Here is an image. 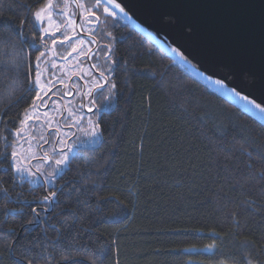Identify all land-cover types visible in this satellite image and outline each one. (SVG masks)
<instances>
[{
    "label": "trees",
    "instance_id": "obj_1",
    "mask_svg": "<svg viewBox=\"0 0 264 264\" xmlns=\"http://www.w3.org/2000/svg\"><path fill=\"white\" fill-rule=\"evenodd\" d=\"M43 2L0 0V264H45L49 254L50 264L67 255L90 264L99 250L103 264H264V180L247 166L261 167L264 118L122 14L96 24L102 40L105 28L113 35L105 68L116 88L95 145L77 150L50 186L15 173L10 154L44 51L29 13ZM51 191L57 197L43 201Z\"/></svg>",
    "mask_w": 264,
    "mask_h": 264
},
{
    "label": "water",
    "instance_id": "obj_2",
    "mask_svg": "<svg viewBox=\"0 0 264 264\" xmlns=\"http://www.w3.org/2000/svg\"><path fill=\"white\" fill-rule=\"evenodd\" d=\"M122 3L126 19L140 31L264 118V112L243 99L248 96L264 104V0H122ZM76 15L78 23L81 16L78 8ZM185 25H190L191 30ZM174 49L183 53L186 60ZM217 80H224V84H217ZM14 171L18 173L15 167Z\"/></svg>",
    "mask_w": 264,
    "mask_h": 264
},
{
    "label": "rangeland",
    "instance_id": "obj_3",
    "mask_svg": "<svg viewBox=\"0 0 264 264\" xmlns=\"http://www.w3.org/2000/svg\"><path fill=\"white\" fill-rule=\"evenodd\" d=\"M83 3L86 7L91 8V4L94 3V0H84ZM61 7L63 8V4H61ZM77 7L75 3H70L67 7L65 13L63 15L57 13L54 15V21L55 24L53 25L51 31L55 32V38H57V43L55 45L52 44L53 36L51 35H45L43 32V42H42V48L44 49L43 52L46 53V56L42 59V63L40 65L39 70L43 73L42 76V82L47 83L49 80L52 81V84L55 85L56 77H62L63 73L67 74L70 70V65L73 61H75V58L82 57L84 55L80 54L81 49L84 53L87 52V50L90 48L88 39L89 35L92 32V29L97 23L89 24L87 21V18L83 14V10L80 9V20L77 23ZM97 15L101 17V29L105 27L104 22V15L102 14V9L97 10ZM110 19V18H109ZM100 21V20H99ZM99 23V22H98ZM95 24V25H94ZM56 25L60 27V31H56ZM47 23H45L44 27H47ZM101 31V30H100ZM107 33H111V31L104 29ZM102 32V31H101ZM105 34L106 37L103 39L106 46L113 47V35L111 33V36L108 34ZM69 36L70 40H64L63 43H60V40H63L64 35ZM112 37V38H111ZM83 40L85 43L81 44L80 41ZM45 41L47 42L45 44ZM76 47L77 51H75V54H72V48ZM107 48V47H106ZM69 53H71V57H69ZM79 60V59H78ZM108 76L111 79V76L113 74V68L112 65H108ZM113 82L111 81L108 91V96H110L109 103H107L106 108L110 109L114 101L115 96V90L111 89V85ZM233 96V95H231ZM234 97V96H233ZM236 98V97H235ZM237 99V98H236ZM238 100V99H237ZM38 102V101H37ZM61 113V106L57 103L54 104L50 109H47L46 111H41L39 108V105L37 104V111L32 112L31 109L29 110V114L32 116V119H30L26 124L25 128L24 126V137L26 138V141H22L20 144H17L15 146V149L18 153L24 157L22 159L21 163L25 167H30L33 172H36L37 168L40 167V172H37L35 176H30L27 172L19 173L18 174L25 180L31 181L33 184H39L41 180H45L44 175L41 173H48L53 170L54 161L49 165V167L45 168L44 165L37 160V157L41 155V151H45L48 153H51L55 156V154L58 153V148L55 147L56 142L59 139V135H57V129H59V133H62L61 137L63 140H65L66 137H68V133L64 131V129L61 126V123H59V117ZM70 113V112H69ZM33 121V122H32ZM49 121H51V125H49ZM64 123L66 124L67 121L64 120ZM97 124V123H96ZM95 123H91V125H96ZM92 126H90V129L87 130L84 133L85 139H79L76 143H72L70 146V150L66 151L69 156V160L73 154L77 152V146L75 144H80V146H89L92 147L95 145L97 140L99 139L98 130H96V134H93ZM43 137V139H41ZM45 140L49 141L48 143H45ZM82 142V143H81ZM64 144L59 143V147H62ZM56 148V152H52V148ZM30 149V150H29ZM59 156V155H58ZM59 158V157H58ZM69 162V161H68ZM68 164V163H67ZM62 166V171L67 166ZM60 170L57 171L58 176L60 174ZM47 185L50 186L54 183V180L46 181Z\"/></svg>",
    "mask_w": 264,
    "mask_h": 264
},
{
    "label": "snow or ice",
    "instance_id": "obj_4",
    "mask_svg": "<svg viewBox=\"0 0 264 264\" xmlns=\"http://www.w3.org/2000/svg\"><path fill=\"white\" fill-rule=\"evenodd\" d=\"M70 3H75L78 9L83 10V14L87 18V21L89 24L99 22L100 17L97 15V10H101V9H102V14L105 16L106 19L108 17L119 19L121 14H123V16L127 18V12H126L125 7L123 6L122 0H94V3L91 4V8L86 7L85 4L82 2V0H44V2L39 7H37L34 11L30 10L29 14H30L31 19L34 21L33 27L37 28L39 31L43 32L45 35L53 36V39H52L53 45L57 43V38H55V32L51 31L53 25L55 24L54 15L57 13L63 15ZM61 4H63V8L61 7ZM45 23H47L48 25L47 27H44ZM5 26L8 27L9 29L13 28L10 22H5ZM185 27L188 30H191L190 25H185ZM13 30L16 31V34L18 36L23 35V33L20 32L18 29H13ZM56 31H60V27L58 25H56ZM108 35L111 36V33H108ZM70 39L71 38L65 34L63 37V40H60V43H63L64 40H70ZM46 43L47 42L45 41V44ZM80 43L83 44L85 43V41L81 40ZM88 43H96V41L95 39H93V40L88 41ZM75 51H77V49L76 47H73L72 52H75ZM174 51H177L179 55L183 57V53H180L178 49H174ZM80 54L86 55V53H84L82 49L80 51ZM69 55H71V53H69ZM45 56H46L45 52H39V55L35 57V60L39 62ZM183 58L186 60V57H183ZM113 63H115V61H113ZM91 67L97 68V65L93 64ZM97 70L99 71L98 68ZM262 71H264V65H262ZM88 75H91V72H88ZM100 75L101 77L104 78L105 83H107L108 82L107 77L104 76L103 71H101ZM42 76H43V73L39 70V64H37V71L35 72L34 79L30 81V83L33 86L32 90L35 92V96L32 97V103L29 105V109H31L32 112L37 111V101H40L41 104H43L44 97L48 94V92L52 91V88L54 87L51 80H49L46 84L43 83ZM61 83L63 82L61 81ZM216 83L223 85L224 80H217ZM93 87L99 90V89H102L104 85L101 84L99 80H94ZM115 88H116V84L113 83L111 85V89H115ZM232 91L236 92L235 89H233ZM91 93H92V89L89 90L88 95H91ZM236 94L239 95L238 92ZM243 99L248 101L256 109H259L261 112H264V104L257 103L255 99L250 100L248 96H244ZM92 103H94V101H92ZM29 109H25L24 118L20 120V125L22 127L27 124L28 120L32 119V116L29 114ZM89 111H91V109H89ZM49 125H51V121H49ZM97 127L98 125L92 126V131L94 135L96 134ZM20 131L21 130L18 128L17 135H20ZM57 135H60L59 129H57ZM41 139H43V137H41ZM48 142L49 141L45 140V143H48ZM64 143L65 141L63 140V138H61L60 144H64ZM52 152H56L55 147L52 148ZM0 155H5V154L0 153ZM10 155H11L12 160L14 161V163L11 166L15 167L17 172L19 173L27 172L30 176H35L37 172H40V167L37 168L36 172H33L30 167H25L21 163L24 157H22V155L16 151L15 147H13ZM249 155H251V153H249ZM7 158L8 157L5 156V159ZM41 159L49 160V159H52V157L50 156L48 152H45ZM256 159L259 160L261 164L260 168L258 169L255 168V163L252 159L248 161L247 166L250 169H254V171L259 175L260 179L264 180V154L258 156ZM68 161H69L68 153L63 151V149H61V151L59 152V158H56L54 161L53 170L46 174L44 173H41V174L44 175V178L46 181L55 180L57 171L58 170L62 171V166L66 165ZM3 191L6 192L7 190L4 189ZM56 197H57V193L55 191H51L47 195L43 196L41 199L43 201H49V200H54ZM31 211L34 214H36L37 217H39V212L37 211L36 208H32ZM235 216L236 214L233 213L234 218ZM74 219H75L74 216H70L69 218L65 219L64 224H68L69 220H74ZM35 222H36L35 220L27 221L28 224H33ZM55 230L57 232L56 242H59L62 232L60 229H55ZM39 246L42 249V252H48L47 247H45L43 244ZM54 247H55V243L53 244V248ZM208 247L213 248L214 245H208ZM77 255L85 256V253L78 252ZM102 255H103V251L99 250L98 254L94 253L92 255H87L85 258L90 261V264H97L98 261H99V264H103V261L100 259V256ZM51 259H52V255L49 254L48 258L45 260V264H50ZM61 260L65 261L66 264H79L77 256H72V255L62 256ZM22 264H34V261L33 259L22 258ZM246 264H252V260L248 259Z\"/></svg>",
    "mask_w": 264,
    "mask_h": 264
},
{
    "label": "flooded vegetation",
    "instance_id": "obj_5",
    "mask_svg": "<svg viewBox=\"0 0 264 264\" xmlns=\"http://www.w3.org/2000/svg\"><path fill=\"white\" fill-rule=\"evenodd\" d=\"M98 28L99 26L95 25L91 34L87 37L88 41L95 39L96 43H89L90 48L87 50L86 55L78 57L77 59L75 58V61H73L69 67L71 70L69 73L64 74V72L61 78L56 77V83L52 91L48 92L44 97L43 104H41L40 101L37 102L41 111H46L57 103L61 106L59 123H61L62 128L69 135L65 138L64 145L59 147L60 139L62 138V133H60L59 139L55 144V147L58 148V153L61 149L65 152L70 150V145L76 140L85 139L84 133L90 129V126H92L91 123L96 124L98 122L101 114L106 110L107 103H109L110 96H108V89L111 79L108 76L105 66L110 60L111 47L105 51V47L108 48V46L103 43L102 38L99 36ZM72 54L75 53L73 52ZM69 57H71V55ZM93 64L97 65L99 71L97 68L91 67ZM101 71H103L104 76L107 77V83H105L104 78L101 77ZM88 72H91V75H88ZM94 80H99L104 87L99 90L95 89L93 87ZM61 81L63 83H61ZM90 89H92V93L88 95ZM92 101H94V103H92ZM89 109H91V111H89ZM64 120L67 121L66 124ZM96 125H98V123ZM24 127L27 128L26 125ZM20 138V143L26 141L24 130H22ZM75 146H77L78 150L84 147L80 146V144H75ZM44 153L45 151L42 150L37 160H39L45 168L49 167V165L59 157L57 153L55 156L49 153L52 159L42 160L41 158ZM39 184L48 186L45 180H41Z\"/></svg>",
    "mask_w": 264,
    "mask_h": 264
}]
</instances>
